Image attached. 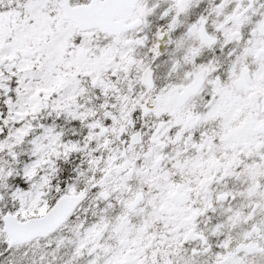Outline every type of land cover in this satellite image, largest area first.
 Wrapping results in <instances>:
<instances>
[{
    "label": "snow or ice",
    "instance_id": "1",
    "mask_svg": "<svg viewBox=\"0 0 264 264\" xmlns=\"http://www.w3.org/2000/svg\"><path fill=\"white\" fill-rule=\"evenodd\" d=\"M0 264H264V0H0Z\"/></svg>",
    "mask_w": 264,
    "mask_h": 264
}]
</instances>
